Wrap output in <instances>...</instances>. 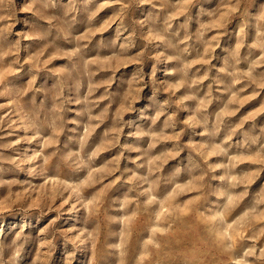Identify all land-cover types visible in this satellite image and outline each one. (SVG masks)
<instances>
[{"label": "rangeland", "instance_id": "rangeland-1", "mask_svg": "<svg viewBox=\"0 0 264 264\" xmlns=\"http://www.w3.org/2000/svg\"><path fill=\"white\" fill-rule=\"evenodd\" d=\"M0 264H264V0H0Z\"/></svg>", "mask_w": 264, "mask_h": 264}]
</instances>
